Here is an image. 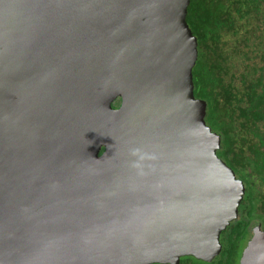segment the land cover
Listing matches in <instances>:
<instances>
[{
	"label": "water",
	"instance_id": "water-1",
	"mask_svg": "<svg viewBox=\"0 0 264 264\" xmlns=\"http://www.w3.org/2000/svg\"><path fill=\"white\" fill-rule=\"evenodd\" d=\"M191 1L0 0V264L221 255L246 188L194 93Z\"/></svg>",
	"mask_w": 264,
	"mask_h": 264
},
{
	"label": "trees",
	"instance_id": "trees-1",
	"mask_svg": "<svg viewBox=\"0 0 264 264\" xmlns=\"http://www.w3.org/2000/svg\"><path fill=\"white\" fill-rule=\"evenodd\" d=\"M187 22L198 40L195 96L207 102V124L222 137L218 156L246 193L221 255L179 264H240L253 226L264 229V0H192Z\"/></svg>",
	"mask_w": 264,
	"mask_h": 264
},
{
	"label": "flooded vegetation",
	"instance_id": "flooded-vegetation-1",
	"mask_svg": "<svg viewBox=\"0 0 264 264\" xmlns=\"http://www.w3.org/2000/svg\"><path fill=\"white\" fill-rule=\"evenodd\" d=\"M121 104H122V100L120 99V98H118V99H116L115 101H114V103H113V107H114V109H120V107H121ZM221 150H222V148H221ZM106 152V149L105 148H103L102 149V151H101V153H100V157H102L103 156V154ZM224 161V160H223ZM258 226H260L261 228H262V225H258ZM263 229V228H262ZM264 230V229H263Z\"/></svg>",
	"mask_w": 264,
	"mask_h": 264
},
{
	"label": "rangeland",
	"instance_id": "rangeland-1",
	"mask_svg": "<svg viewBox=\"0 0 264 264\" xmlns=\"http://www.w3.org/2000/svg\"><path fill=\"white\" fill-rule=\"evenodd\" d=\"M258 223H259V222H258ZM256 227H257V225L253 226V228H252V234H251L252 236H250L251 238H252L253 235H254V231H255L254 229H255ZM250 240H251V239H250ZM250 240H249V241H250ZM248 243H249V242H248ZM246 247H247V246H246ZM244 250H245V249H244Z\"/></svg>",
	"mask_w": 264,
	"mask_h": 264
}]
</instances>
